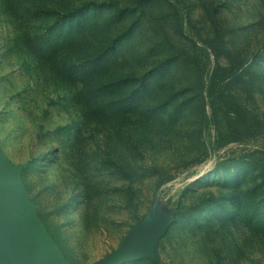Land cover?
I'll return each instance as SVG.
<instances>
[{
	"label": "rangeland",
	"instance_id": "374dc122",
	"mask_svg": "<svg viewBox=\"0 0 264 264\" xmlns=\"http://www.w3.org/2000/svg\"><path fill=\"white\" fill-rule=\"evenodd\" d=\"M2 180L11 263L264 264V0H0Z\"/></svg>",
	"mask_w": 264,
	"mask_h": 264
},
{
	"label": "water",
	"instance_id": "95a60500",
	"mask_svg": "<svg viewBox=\"0 0 264 264\" xmlns=\"http://www.w3.org/2000/svg\"><path fill=\"white\" fill-rule=\"evenodd\" d=\"M3 184L9 186V190L8 192H6V197L8 198V200L10 201L9 198V193H10V182L9 181H5L2 180ZM6 198V199H7ZM6 199H4L1 195H0V206L2 208V210L4 211L2 214L6 217H9V211H10V205L9 203L6 201ZM12 216V220L15 224V226L17 227L18 230H23V225L21 224V222L19 221L18 217L16 216L15 213L11 214ZM9 219V218H8ZM22 233V232H21ZM40 253H41V258L43 261V264H53L51 261V258L49 256V252L47 250V246L44 240H40Z\"/></svg>",
	"mask_w": 264,
	"mask_h": 264
},
{
	"label": "crops",
	"instance_id": "0c3cea01",
	"mask_svg": "<svg viewBox=\"0 0 264 264\" xmlns=\"http://www.w3.org/2000/svg\"><path fill=\"white\" fill-rule=\"evenodd\" d=\"M1 196L6 199V192H8L9 190V186L3 184V186H1ZM7 201V199H6ZM4 211L2 210L1 206H0V253H4L8 254L9 250H8V244L10 242L9 240V228H3V222L1 217H4V215L2 214ZM9 219L7 218V221ZM5 246V250L3 249ZM0 264H15V262H12L10 260H2L0 259Z\"/></svg>",
	"mask_w": 264,
	"mask_h": 264
}]
</instances>
